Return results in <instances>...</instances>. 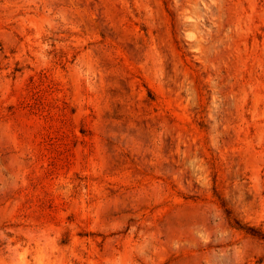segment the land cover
<instances>
[{
    "label": "rangeland",
    "instance_id": "1",
    "mask_svg": "<svg viewBox=\"0 0 264 264\" xmlns=\"http://www.w3.org/2000/svg\"><path fill=\"white\" fill-rule=\"evenodd\" d=\"M264 0H0V264H264Z\"/></svg>",
    "mask_w": 264,
    "mask_h": 264
},
{
    "label": "trees",
    "instance_id": "2",
    "mask_svg": "<svg viewBox=\"0 0 264 264\" xmlns=\"http://www.w3.org/2000/svg\"><path fill=\"white\" fill-rule=\"evenodd\" d=\"M249 230V233L252 234V235H255V236H258V237H261L264 239V234H262L261 232L257 231V230H254L252 228H248Z\"/></svg>",
    "mask_w": 264,
    "mask_h": 264
}]
</instances>
